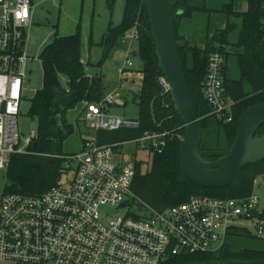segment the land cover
Wrapping results in <instances>:
<instances>
[{
	"label": "built area",
	"instance_id": "2783aa9c",
	"mask_svg": "<svg viewBox=\"0 0 264 264\" xmlns=\"http://www.w3.org/2000/svg\"><path fill=\"white\" fill-rule=\"evenodd\" d=\"M34 12L33 0H0V172L7 170L13 154L29 152L38 139V132L33 131L22 144L19 127L31 60L28 29L34 24ZM138 41L135 26L123 40L115 88L100 102L85 105L83 120L90 122L95 132L134 126L114 115L112 109L126 103L130 82L136 75H143L134 61ZM223 48L228 49L226 45ZM226 50L216 49L210 54L204 90L211 107L209 115L230 123L235 100L225 93ZM81 62L87 64L84 58ZM159 81L163 94L170 95L166 75ZM171 134L146 131L135 141L140 149L162 152ZM122 145L100 144L93 135L79 152L65 156L63 173L71 171L72 161L77 162L72 179L62 182L61 177L59 184L36 196L0 194V261L168 264L182 254L220 250L233 228L264 237V202L255 190L245 198L192 196L163 211L142 206L135 213L104 221L102 206H119L126 199H137L132 191L135 160H116ZM260 187L264 188V174L254 180V188Z\"/></svg>",
	"mask_w": 264,
	"mask_h": 264
},
{
	"label": "trees",
	"instance_id": "16d2710c",
	"mask_svg": "<svg viewBox=\"0 0 264 264\" xmlns=\"http://www.w3.org/2000/svg\"><path fill=\"white\" fill-rule=\"evenodd\" d=\"M117 0H107L113 12ZM211 13L207 0H177L171 7L178 39L185 41L180 54L189 87L198 103V118L203 130L200 154L209 161L226 155L232 148L239 119L251 106L264 104V0H248V10L237 11L233 3L225 4L220 10L227 16L226 26L208 36L206 45L191 44L180 33L181 23L197 12ZM137 26L139 31L138 51L135 55L143 63L142 88L134 95L138 103V125L116 130L101 129L94 132L100 144L124 143L137 140L146 131H171L167 145L162 152L149 149L150 161L137 160L136 176L132 191L142 206L158 211L188 201L192 196L209 195L217 198H245L255 190L254 180L264 174V158L247 164L237 183L223 188L203 187L185 174L181 163V142L185 136L186 123L174 107L171 94H163L160 77L165 75L159 66L156 42L147 10V0H125L122 21L111 23L104 33L102 57L103 66L111 52L121 44L128 33ZM238 39L231 42L230 36L238 32ZM89 44L92 46L93 33ZM226 45L228 49H224ZM226 50L224 86L226 96L235 100L234 119L230 123L209 115L210 104L206 98L204 82L208 72L209 56L216 50ZM83 38L81 23L70 35H57L40 55L43 68V87L32 99L29 115L38 123L37 144L29 152L16 153L6 170L7 182L2 194L20 193L36 196L59 184L63 176L66 154L64 145L74 133L72 124L66 120L68 110L80 103L100 102L110 86L102 75H88L87 64H83ZM240 71V77H232L229 64ZM61 76L67 78V87L62 85ZM74 91L75 102L65 106L57 101V91ZM129 103L126 99L125 106ZM63 115V126L59 127L54 116ZM59 128L58 133L52 132ZM264 135V124L259 128ZM181 137H180V136ZM87 138H83V144ZM144 167V168H143ZM146 167V168H145ZM264 217V211L262 213ZM264 258V237L248 229L233 228L229 231L225 245L216 252L186 253L177 256L168 264H185L207 261L255 260Z\"/></svg>",
	"mask_w": 264,
	"mask_h": 264
},
{
	"label": "rangeland",
	"instance_id": "374dc122",
	"mask_svg": "<svg viewBox=\"0 0 264 264\" xmlns=\"http://www.w3.org/2000/svg\"><path fill=\"white\" fill-rule=\"evenodd\" d=\"M233 3L236 10L245 12L248 10V0H208V7L213 11L197 12L191 18H186L182 21V25L192 33L196 39V44L200 46L206 45L208 36H212L216 29H222L226 26V15L221 12L222 3ZM35 6L34 24L28 29V54L31 60L27 64V78L25 98L22 103L21 114L19 116V127L22 133V144L24 139L30 136L33 131H37L38 123L36 119H32L29 111L32 104V99L35 97L36 92L43 87V68L40 60V55L44 48L52 43L57 35L65 36L73 34L77 31L78 25L81 23L82 37H83V55L88 56L89 53V38L90 29L94 26V38H97L96 30L103 27L105 30L106 25L112 21L117 25L122 21L125 2L117 0L113 12H110L107 6V0H33ZM102 30V31H103ZM238 32L231 34V42L238 39ZM202 44H199V41ZM95 45V43H94ZM199 46V47H200ZM97 48V47H96ZM96 50L91 55V61L86 58L87 72L93 75H102L114 82H118L119 58L122 59L124 49L122 45H118L103 66H99L100 54ZM135 52L138 51V43H135ZM134 61L136 68L141 70L143 63L135 55ZM229 73L230 76L239 78L240 71L238 67L230 62ZM105 78V80H107ZM62 85H67V78L61 76ZM142 88V77L136 75L134 83L130 84L128 92L129 103L125 106H114L112 113L118 116L137 117L138 116V103L134 100V95L138 94ZM112 88H110L111 90ZM86 102L80 103L74 108L68 110L66 120L72 124L74 133L66 140L64 145V152L68 155L79 152L82 149L83 138L92 137L94 130L91 128V123L83 120V115L86 108ZM261 136L259 129L253 135V138ZM263 136V135H262ZM203 140V138H202ZM202 142V141H201ZM201 147V144H200ZM144 160L150 161L151 157L147 150L140 149L135 140L126 141L122 145L121 154L116 156V160ZM66 163L65 161L63 162ZM71 171L63 173L62 182L72 179L73 169H76L77 162H71ZM144 168V167H143ZM146 168V167H145ZM7 182V172L5 170L0 172V194ZM255 193L261 195L264 202V188H255ZM140 206H126L119 208V206H102L101 215L104 221H108L117 216H124L127 213H135L139 211ZM0 264H16L10 261H0Z\"/></svg>",
	"mask_w": 264,
	"mask_h": 264
},
{
	"label": "water",
	"instance_id": "95a60500",
	"mask_svg": "<svg viewBox=\"0 0 264 264\" xmlns=\"http://www.w3.org/2000/svg\"><path fill=\"white\" fill-rule=\"evenodd\" d=\"M177 0H147L148 15L156 42V54L159 66L168 78L174 107L186 123L185 136L181 142V163L187 177L203 187L223 188L237 183L244 167L264 158V135L253 138L256 131L264 124V104L248 108L239 119L237 134L231 150L215 161H209L200 154L203 130L198 118V103L192 93L180 50L185 46L184 40L178 39L171 7ZM57 101L65 106L75 102L74 91H57ZM58 126H63V115L54 116ZM123 120L136 126L137 117L123 116ZM59 128L52 132L58 133ZM37 142H35V145ZM140 206L139 199L124 200L119 208ZM185 264H264V258L255 260H227L193 262Z\"/></svg>",
	"mask_w": 264,
	"mask_h": 264
},
{
	"label": "crops",
	"instance_id": "0c3cea01",
	"mask_svg": "<svg viewBox=\"0 0 264 264\" xmlns=\"http://www.w3.org/2000/svg\"><path fill=\"white\" fill-rule=\"evenodd\" d=\"M122 1H124L125 2V0H122ZM221 2H223V1H221ZM207 4H208V0H207ZM225 4H228V3H225V2H223L222 3V7L225 5ZM236 9V8H235ZM238 11V10H237ZM241 12V11H240ZM34 17H35V12H34ZM112 23V21H110L107 25H106V29L105 30H103V27H101V29L99 30V27L97 28V30H96V34L98 35V33H100V35H98L97 36V38H94V32H95V29H94V26L90 29V31H91V33H93V41H94V43H95V45L93 44L92 46H90V44H89V42H88V44H89V53H88V56H85L84 57V55H83V57L84 58H86L88 61H91V55H92V52H93V48H94V51H95V49H97L96 50V53H99L100 54V56L102 57V47L100 46V42L102 41V38H103V35H104V33L107 31V29H108V27H109V25ZM226 23H227V16H226ZM221 29V28H220ZM103 30V31H102ZM216 30H218V29H216ZM215 30V31H216ZM214 31V32H215ZM180 33L183 35V36H185L187 39H188V41L191 43V44H193V45H197L196 44V39H195V37L192 35V33L186 28V25H182V23H181V27H180ZM83 38V37H82ZM124 40V39H123ZM123 40L121 41V44L120 45H122V48H124L125 47V45H124V42H123ZM202 41L200 40L199 41V44H202L201 43ZM206 44V43H205ZM197 46H200V45H197ZM205 46V45H204ZM204 46H200V47H204ZM97 47V48H96ZM100 57V58H101ZM118 62H119V64H118V66H117V70H118V67L120 66V64L122 63V59H120L119 58V60H118ZM106 63V62H105ZM104 63V64H105ZM89 69H90V66L88 67ZM87 68V69H88ZM89 75H93L92 73H88ZM104 77V76H103ZM106 78V77H105ZM104 78V79H105ZM142 78H143V75H142ZM107 80H105L106 81V83L110 86V88H112V89H114L115 88V86H116V84H117V81L116 82H114V81H112V80H110V79H108V78H106ZM132 83H134V78L132 79V81L130 82V84H132ZM130 86V85H129ZM66 87H67V85H66ZM110 90V89H109ZM130 90V89H129ZM127 96H128V93H127ZM112 111H113V109H112ZM95 132V131H94ZM94 135V134H93ZM89 138V137H88ZM83 142V141H82ZM82 147H83V143H82Z\"/></svg>",
	"mask_w": 264,
	"mask_h": 264
}]
</instances>
